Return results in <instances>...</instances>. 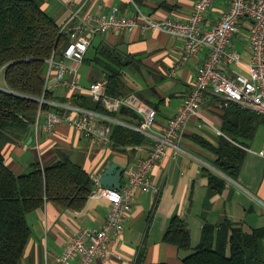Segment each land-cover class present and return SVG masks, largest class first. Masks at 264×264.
<instances>
[{
	"label": "crops",
	"instance_id": "obj_1",
	"mask_svg": "<svg viewBox=\"0 0 264 264\" xmlns=\"http://www.w3.org/2000/svg\"><path fill=\"white\" fill-rule=\"evenodd\" d=\"M42 9L58 26L63 25L72 14L99 16L119 8L123 15H133L137 8L158 20L170 18L187 20L197 0H40ZM229 8L225 0H217L207 15L209 25L219 20ZM248 31L241 25L240 33L234 39L236 49L243 55V63L227 72L248 74L251 50L242 33ZM99 44L109 45L119 54L132 57L133 64L125 69L127 93L120 97L126 104L109 116L116 121L113 126H122L135 131L142 124V117L135 110L143 105L157 111L154 134L163 133L169 120L176 115L197 80L199 60L184 61L182 40L161 31L106 33L94 38ZM208 50L205 51L207 54ZM205 56H203L204 58ZM57 61L63 60L58 54ZM74 72L68 78H78V83L89 87L92 78L100 71L90 65L67 61ZM88 67L85 78L81 67ZM3 72H0V75ZM58 71L52 73V102L72 103L95 110L98 102L87 92H76L57 84ZM84 80V81H83ZM106 83V82H105ZM3 86V85H2ZM0 86V88H3ZM79 95L87 106L79 105L71 96ZM82 97V98H81ZM84 97V98H83ZM78 99V98H77ZM233 102L207 93L199 118L193 117L178 141L181 151L171 148L152 169L150 177L157 186V193L137 190L134 194L132 211L126 220V236L121 242L109 243L113 252L101 256L94 264H138L142 257L146 264H183L199 246L204 226L218 225L225 220L243 225L252 231L264 227V130L258 126L254 138L243 147L246 157L237 179L220 171L214 161L217 159L211 148L219 147L223 133L224 116ZM52 109H49L50 111ZM106 110V109H105ZM45 112H48L44 110ZM108 111V110H106ZM100 112V111H98ZM102 113V112H100ZM46 113L39 127L34 123L28 130H13L11 140L2 143L0 151L6 165L16 176L31 172L36 165L42 171L48 166L69 158L72 162L93 174H103L111 164L124 168L123 187L128 175L140 160L148 157L155 139L140 135L141 143L131 144L122 150L111 145L87 138L68 124H62L52 133L44 129ZM36 122V121H35ZM136 132V131H135ZM217 174L226 179L222 193L210 194V176ZM110 212L107 201L88 200L82 211L63 209L53 202H47L27 215L32 236L21 264H61L58 259L68 244L82 228L100 230ZM179 218L190 230L192 248L182 250L167 243L165 234L174 218Z\"/></svg>",
	"mask_w": 264,
	"mask_h": 264
},
{
	"label": "trees",
	"instance_id": "obj_2",
	"mask_svg": "<svg viewBox=\"0 0 264 264\" xmlns=\"http://www.w3.org/2000/svg\"><path fill=\"white\" fill-rule=\"evenodd\" d=\"M69 38L43 9L40 0H0V72L5 86L0 88V146L11 140L13 130H28L36 121L45 93L48 60L62 54ZM132 57L119 54L109 45L95 43L88 50L84 63L100 71L93 82L105 80L107 93L122 97L128 91L125 69ZM79 94L71 96L79 105L87 106ZM82 96V95H81ZM78 98V99H77ZM82 98V97H81ZM84 98V97H83ZM224 116L219 147L211 148L217 159L214 165L227 176L237 179L246 157L243 148L254 138L264 115L231 104ZM48 111L49 105L43 106ZM96 110L113 116L98 104ZM141 133L122 126L113 129L111 146L122 150L141 143ZM226 179L210 176V194L222 193ZM94 190L91 175L69 158L56 162L44 171L39 165L16 176L0 151V264H21L32 236L27 215L47 202L63 209L82 211ZM165 241L182 250L192 248L190 230L174 218L165 234ZM138 264H146L142 257ZM183 264H264V227L247 231L243 225L225 220L218 225L207 223L202 240Z\"/></svg>",
	"mask_w": 264,
	"mask_h": 264
},
{
	"label": "built area",
	"instance_id": "obj_3",
	"mask_svg": "<svg viewBox=\"0 0 264 264\" xmlns=\"http://www.w3.org/2000/svg\"><path fill=\"white\" fill-rule=\"evenodd\" d=\"M217 0H197L189 18L175 21L170 18L158 20L137 8L133 15H123L119 8H113L109 14L92 16L80 15L79 12L60 26L61 33L69 38L64 48L63 60L57 61V54L48 60L45 93L49 91L52 73L57 70L58 86L87 92L93 99L102 102L105 109L118 112L126 104L120 97L107 93L105 82L84 87L78 78H68L74 70L67 65L73 60L83 63L96 36L106 33L142 31H161L184 44V61L199 60L197 80L184 104L172 117L166 130L160 135L154 134L157 111L147 106L135 110L143 121L135 131L155 139L148 157L140 160L136 168L128 175V183L122 189L104 187L101 174L91 175L94 190L90 200H104L110 204L108 218L100 230L82 228L68 244L65 252L58 259L61 264H94L101 256L112 254L109 243L121 242L126 236V220L132 211L134 194L137 190L157 193V186L150 177L154 166L167 155L169 149L181 151L178 141L193 117L199 118L202 104L207 93L223 97L239 107L264 115V0H225L229 8L217 22L209 25L207 15ZM248 21L250 24H248ZM248 29L247 42L251 50L248 74L233 76L227 72L243 63V55L235 45L234 39L240 33L241 25ZM208 50L207 54L205 51ZM203 56H205L203 58ZM41 108L35 125L39 127L44 113V129L52 134L58 126L68 124L77 131L111 145L114 119L104 113L74 105L72 103L55 104L45 95L39 99ZM52 110L45 112L43 106Z\"/></svg>",
	"mask_w": 264,
	"mask_h": 264
},
{
	"label": "water",
	"instance_id": "obj_4",
	"mask_svg": "<svg viewBox=\"0 0 264 264\" xmlns=\"http://www.w3.org/2000/svg\"><path fill=\"white\" fill-rule=\"evenodd\" d=\"M124 168L118 164H111L102 174L101 183L104 187L123 188Z\"/></svg>",
	"mask_w": 264,
	"mask_h": 264
},
{
	"label": "rangeland",
	"instance_id": "obj_5",
	"mask_svg": "<svg viewBox=\"0 0 264 264\" xmlns=\"http://www.w3.org/2000/svg\"><path fill=\"white\" fill-rule=\"evenodd\" d=\"M220 1V0H219ZM248 24H250V22L248 21ZM248 34H249V32L248 31H245V32H243L242 33V37H243V39L244 40H247V37H248ZM99 44V40L97 39L96 41H95V45H98ZM89 68L88 67H86V66H82L81 67V74L83 75V78H85L86 76H87V74L89 73ZM5 76H4V73H2L1 75H0V86H4L5 85V78H4ZM84 81V80H83ZM2 86V87H3ZM261 129L260 130H264V125L263 126H261L260 127Z\"/></svg>",
	"mask_w": 264,
	"mask_h": 264
},
{
	"label": "bare ground",
	"instance_id": "obj_6",
	"mask_svg": "<svg viewBox=\"0 0 264 264\" xmlns=\"http://www.w3.org/2000/svg\"><path fill=\"white\" fill-rule=\"evenodd\" d=\"M91 175V174H90Z\"/></svg>",
	"mask_w": 264,
	"mask_h": 264
}]
</instances>
